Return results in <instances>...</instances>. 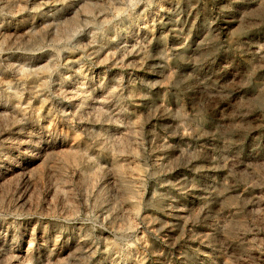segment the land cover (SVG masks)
Masks as SVG:
<instances>
[{
    "label": "rangeland",
    "instance_id": "374dc122",
    "mask_svg": "<svg viewBox=\"0 0 264 264\" xmlns=\"http://www.w3.org/2000/svg\"><path fill=\"white\" fill-rule=\"evenodd\" d=\"M0 264H264V0H0Z\"/></svg>",
    "mask_w": 264,
    "mask_h": 264
}]
</instances>
